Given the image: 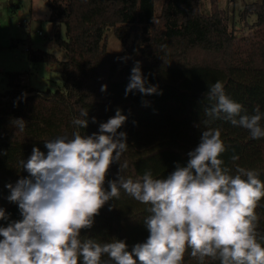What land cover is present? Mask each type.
<instances>
[{"label": "trees", "instance_id": "trees-1", "mask_svg": "<svg viewBox=\"0 0 264 264\" xmlns=\"http://www.w3.org/2000/svg\"><path fill=\"white\" fill-rule=\"evenodd\" d=\"M113 1L119 4L120 23L76 19L72 0H49L50 20L56 24L54 38L66 51L67 60L59 62L42 50L28 52L33 63L60 64L62 86L57 90L30 88L21 73L6 76L7 89L0 91V208L11 221L21 217L18 206L8 200L6 186H15L29 175L20 161L28 160L33 147L46 154L44 142L60 135L71 137L77 130L72 120L82 118L80 112L85 109L89 125L79 129L82 135L97 133L99 124L114 117L117 109L127 117L118 130L127 134L128 145L120 163L127 162L122 175L133 180L148 169L162 178L177 164L186 166L187 154L199 144L201 131L219 128L226 148L220 157L224 166L233 174L237 166L255 170L264 181V138L252 140L247 130L223 118L204 123L209 120L204 108L210 106L205 93L217 81L223 83L228 97L243 106L242 114H254L257 106L264 114V4H246L240 13V22H252V31L246 35L236 28L233 0L224 9L218 8V0H165L158 17L154 0H137L131 9H124V0ZM110 28L125 47L121 54L107 51L106 31ZM137 61L148 84L158 87L157 94L134 92L126 97ZM103 85L106 91H101ZM93 117L96 123H92ZM19 118L27 124L23 132L13 125ZM233 156L239 159L233 161ZM118 172L119 163L113 162L106 190L107 181L116 179ZM146 208L121 191L119 200L109 201L100 210L93 227L81 231V238L123 240L131 252L135 244L147 239ZM256 213L258 240L264 246L260 239L264 237V200ZM7 223L0 221V226ZM184 264H199L190 256V249ZM205 264L219 261L206 258Z\"/></svg>", "mask_w": 264, "mask_h": 264}, {"label": "clouds", "instance_id": "clouds-1", "mask_svg": "<svg viewBox=\"0 0 264 264\" xmlns=\"http://www.w3.org/2000/svg\"><path fill=\"white\" fill-rule=\"evenodd\" d=\"M207 88L210 106L204 108L209 118L205 124L223 118L247 130L252 140L264 138V114L258 106L254 114H242L243 106L226 95L222 82ZM106 90L103 85L101 91ZM134 92L142 96L158 92L143 76L139 61L131 69L125 95ZM80 117L72 120L77 130L71 137L60 135L44 142L46 154L33 147L28 160L20 161L28 177L6 186L8 200L18 206L21 219L11 221L0 208V221H8L0 226V264H184L189 249L199 264L206 258L219 264H264L256 213L264 200V181L255 170L237 166L233 174L224 166L220 157L226 148L219 128L201 131L186 166L177 164L162 178L148 169L133 180L122 175L127 162L120 163L128 150L127 134L118 131L127 120L122 111L117 109L92 135L79 131L89 125L88 111L82 110ZM13 125L20 132L27 126L22 118ZM113 162L119 163V172L107 181L106 190ZM121 191L147 206L143 222L147 239L131 252L123 240L82 239L81 231L91 229L100 210L119 200Z\"/></svg>", "mask_w": 264, "mask_h": 264}, {"label": "rangeland", "instance_id": "rangeland-1", "mask_svg": "<svg viewBox=\"0 0 264 264\" xmlns=\"http://www.w3.org/2000/svg\"><path fill=\"white\" fill-rule=\"evenodd\" d=\"M137 0H124V9L133 8ZM230 0H218L219 9H224ZM73 17L85 20H104L120 23L119 4L113 0H72ZM155 16L162 14L165 0H154ZM264 0H233L236 16V28L249 35L251 24L240 22V13L246 4ZM49 0H0V91L7 89V74H23V83L28 87L45 91H55L62 86V70L58 63H33L28 50H42L54 55L59 62L67 60L66 51L55 38L56 24L51 22ZM117 20V21H115ZM62 36L66 38V29L62 27ZM107 51L121 54L125 51L122 42L112 28L106 31Z\"/></svg>", "mask_w": 264, "mask_h": 264}]
</instances>
